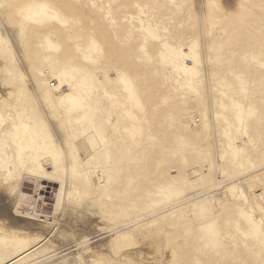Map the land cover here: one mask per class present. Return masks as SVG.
<instances>
[{"label": "rangeland", "instance_id": "374dc122", "mask_svg": "<svg viewBox=\"0 0 264 264\" xmlns=\"http://www.w3.org/2000/svg\"><path fill=\"white\" fill-rule=\"evenodd\" d=\"M0 72V150L22 163L13 122L53 145L0 170L1 220L49 216L30 248L0 235V264H264V0H0Z\"/></svg>", "mask_w": 264, "mask_h": 264}, {"label": "bare ground", "instance_id": "6f19581e", "mask_svg": "<svg viewBox=\"0 0 264 264\" xmlns=\"http://www.w3.org/2000/svg\"><path fill=\"white\" fill-rule=\"evenodd\" d=\"M52 1H55V0H52ZM74 8L80 9V6L76 5V6H74ZM51 9H52V11L54 10V8H52V7L46 8L44 6H40L39 4H35L34 8L22 12V15L31 16L33 18H36V20H38L39 22L49 20V19H58L57 16L55 17V15H51L49 13V10H51ZM140 24H141L142 30L147 33L149 38H152L155 40H160V36L154 31V29L149 24H145V23H143V21H140ZM56 47H55V45H52L51 43H49V48L57 49ZM164 47L166 48L167 54L169 52H171L173 55H177V53L174 50L169 49V45L167 43L164 44ZM98 49H99V44L96 43L93 51H96ZM167 54H165L164 52H160L159 58L161 59L162 63L164 62L167 65L172 64V65H174L175 69L177 70L178 66L174 61H172V60H169L170 62L165 61L166 60L165 56ZM184 67L189 68V66H187V65H185ZM1 76H0V78H2ZM69 81H70V84L72 85L74 91H76L79 95H82V96L90 94V89L93 88V75H91V72L89 74H87V72L81 73L77 77H75L74 75H71L69 78ZM123 83L125 84L127 89H130L132 84H133V82L130 79H124ZM4 87H6V89H7V85ZM5 91L6 90H3V92H1V95ZM9 92H11V91H9ZM14 92L15 91H13V93ZM62 94H63L64 102L70 103L71 110H75L77 108L82 107V105H83L82 101L80 99H78L76 97V95H74L73 92H68L66 90H63ZM6 95L7 94H5V98H6ZM20 96H23V94H18L15 97L17 99H19V98H21ZM2 97H4V96H2ZM130 100H133L137 105H139V101L137 100L136 94L133 91L131 92V99ZM5 107L9 110L12 109L9 106H5ZM11 125H12L14 135L17 139V141L15 143V148L22 155V163H19V164L16 163L15 164L14 155L10 154L7 150V149L11 148V145H9L8 143H5V148L3 150H0V170L4 171V172L5 171L9 172L11 170L14 172V171H18L21 168L22 171H26V170L27 171H36V169H38L39 167L42 168L41 159L46 158V156L50 154V148H52L53 145H50V147H47V142H45V140L42 138V136H40L38 134L39 132L34 131L30 125L22 126L18 122H16V123L13 122V124H11ZM48 140H49V142L53 141V139L51 137H49ZM27 151H28V153H25ZM3 179H6V177L2 176V178H0V188H4L5 190L11 189L12 188V182L11 181L5 182V180H3ZM38 181L40 182V179H38ZM39 182H38V184H39ZM49 183H50V181H48V184ZM50 188H53V187H50V185L49 186L46 185L44 187H41V185L39 184L38 186H36L34 188V192L37 193L41 190L47 194V193H50V191H49ZM245 196L248 198L247 195H245ZM38 200L42 201L43 198H41V196H40V198ZM22 204H24V203H22ZM22 204L19 202V205L17 207V212H18V214L23 213L22 218H24V219H22V218H19V219L24 220L25 222H27V224L24 227H18V224H15V226L11 227V226H9L6 219L1 220L2 214H0V235H4L6 237H14L16 240L21 238L23 240V242H22L23 247L22 248L27 249V248H30L35 243L36 239H38L37 235H43L47 232V230L45 229L46 226L36 223V220H34V219L40 220V218H42V217L47 219V218H49V216L47 214L42 216L43 213H39L38 211H34V209H32L30 211V209L33 208V205L28 206V207H24ZM253 207L255 208V205H253ZM29 216H31V217H29ZM256 218L261 223H264V218L259 214V212H256ZM15 222L17 223V221H15ZM37 224L39 225V228H36ZM257 228H259V227H256V229Z\"/></svg>", "mask_w": 264, "mask_h": 264}]
</instances>
